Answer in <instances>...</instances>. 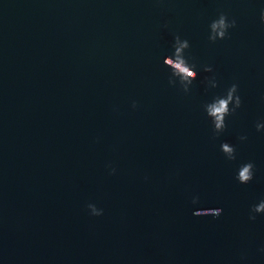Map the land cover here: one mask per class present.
I'll use <instances>...</instances> for the list:
<instances>
[{
    "label": "water",
    "instance_id": "obj_1",
    "mask_svg": "<svg viewBox=\"0 0 264 264\" xmlns=\"http://www.w3.org/2000/svg\"><path fill=\"white\" fill-rule=\"evenodd\" d=\"M261 8L0 0V264H264V215L248 218L264 199ZM220 12L236 27L211 43ZM177 34L197 65L188 94L169 85L163 64ZM232 83L242 106L214 136L203 105ZM247 162L254 178L240 184ZM217 207L222 215L210 216Z\"/></svg>",
    "mask_w": 264,
    "mask_h": 264
},
{
    "label": "clouds",
    "instance_id": "obj_2",
    "mask_svg": "<svg viewBox=\"0 0 264 264\" xmlns=\"http://www.w3.org/2000/svg\"><path fill=\"white\" fill-rule=\"evenodd\" d=\"M260 22L264 25V8L260 10ZM236 27V20L229 19L228 15L224 12H220L217 18L213 19L209 24V35L208 39L211 43H215L218 40H224L229 37V29ZM190 48L189 41L187 39H182L180 35H175L172 43V53L167 55L163 59V64L166 68L170 70V75L168 78V83L170 86H177L183 91V93L188 94L190 92L193 81L198 77L196 71L197 65L194 62H190V57L186 55L187 50ZM205 73H213V68L209 65L203 67ZM205 83L209 88L215 89L218 87V82L215 75L206 76ZM242 106V99L239 95V86L237 83H232L222 95H215L213 98L203 105L206 116L211 120L213 126L214 136L221 134L226 125V117H229L236 113V111ZM132 108H137V103L132 102ZM257 131L264 129V123L256 124ZM241 140L247 139L245 136L240 137ZM222 153L229 160L236 159V149L233 145L224 142L220 145ZM110 168L109 174H115L116 169L108 166ZM254 168L255 165L252 162H247L241 164L238 168L236 180L240 184H248L254 178ZM147 179V177H145ZM193 205L200 203L199 196H194L191 199ZM86 208L89 215L94 217H99L103 215V209L98 208L94 203H88ZM215 210L214 214L210 216L219 217L223 213L222 208H213ZM204 209H194L193 215L195 216H205L198 214ZM257 215H264V199L260 200L258 203L252 205L249 209V220L255 221ZM260 251L264 252V248ZM241 259H246V256H241Z\"/></svg>",
    "mask_w": 264,
    "mask_h": 264
}]
</instances>
